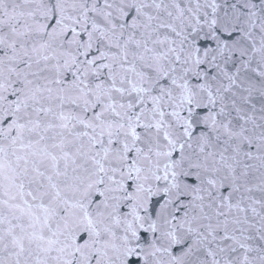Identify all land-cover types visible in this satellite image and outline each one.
<instances>
[{"label": "snow or ice", "instance_id": "6c2138e0", "mask_svg": "<svg viewBox=\"0 0 264 264\" xmlns=\"http://www.w3.org/2000/svg\"><path fill=\"white\" fill-rule=\"evenodd\" d=\"M0 264H264V0H0Z\"/></svg>", "mask_w": 264, "mask_h": 264}]
</instances>
